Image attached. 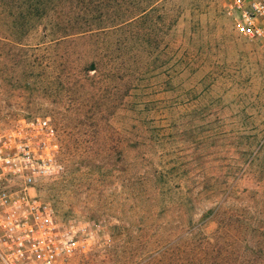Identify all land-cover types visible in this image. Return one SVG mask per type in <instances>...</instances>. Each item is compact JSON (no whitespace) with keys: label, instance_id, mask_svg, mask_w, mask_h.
I'll return each mask as SVG.
<instances>
[{"label":"rangeland","instance_id":"1","mask_svg":"<svg viewBox=\"0 0 264 264\" xmlns=\"http://www.w3.org/2000/svg\"><path fill=\"white\" fill-rule=\"evenodd\" d=\"M36 1L0 0V122L48 117L59 131L63 170L42 180L37 193L60 223L82 228L89 251L58 264H154L164 235L159 226L181 212L163 209L153 189L139 183L135 145L123 151L118 81L76 70L96 57L104 37L58 43L54 8L61 0H52L45 18L32 10ZM137 2L134 27L127 28L134 37L105 38L133 41L135 57L150 63L153 98L164 102L159 119L167 130L150 144V155L174 173L215 174L220 185L221 174L264 141V43L242 34L223 0ZM61 5L67 9L69 0ZM215 229L210 224L205 232Z\"/></svg>","mask_w":264,"mask_h":264},{"label":"trees","instance_id":"2","mask_svg":"<svg viewBox=\"0 0 264 264\" xmlns=\"http://www.w3.org/2000/svg\"><path fill=\"white\" fill-rule=\"evenodd\" d=\"M62 1L54 8L58 21L54 25L56 40L77 45V41L87 37H104L103 41H97L101 49H97L96 57L76 70L94 71L109 81H118L126 124L122 132L123 151L127 152L130 143L135 145L143 168L139 183L153 189L155 199L158 197L164 204L163 209L170 211L177 207L181 212L174 222L169 220L159 226L164 235L157 239L154 264H264V141L255 143L256 152L237 159L231 172L221 174L225 182L220 185L218 176L210 172L174 173L156 164L149 147L154 140L160 141L167 130L164 132L159 119L164 102L153 98L150 63L142 64L135 57L133 41L125 38L113 42L105 38L121 33L134 37V31L127 28L134 27L132 17L140 3L69 0L66 9ZM51 4L52 0H37L31 8L45 18ZM66 22V27H60ZM90 135L95 138L97 133L92 131ZM212 180L214 183L209 185ZM244 182L251 186L242 188ZM198 211L201 217L196 220ZM210 224L216 225V229L207 234L205 229Z\"/></svg>","mask_w":264,"mask_h":264},{"label":"built area","instance_id":"3","mask_svg":"<svg viewBox=\"0 0 264 264\" xmlns=\"http://www.w3.org/2000/svg\"><path fill=\"white\" fill-rule=\"evenodd\" d=\"M225 14L250 40L264 43V0H223ZM59 131L48 117L0 122V247L5 264H58L89 251L74 221L62 224L37 193L63 170Z\"/></svg>","mask_w":264,"mask_h":264}]
</instances>
